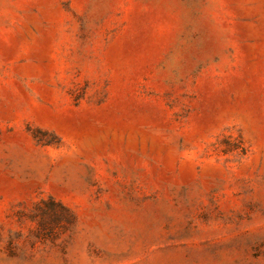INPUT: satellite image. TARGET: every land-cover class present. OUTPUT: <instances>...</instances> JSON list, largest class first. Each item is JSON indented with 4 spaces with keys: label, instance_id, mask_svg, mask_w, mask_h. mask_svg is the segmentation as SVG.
<instances>
[{
    "label": "rangeland",
    "instance_id": "1",
    "mask_svg": "<svg viewBox=\"0 0 264 264\" xmlns=\"http://www.w3.org/2000/svg\"><path fill=\"white\" fill-rule=\"evenodd\" d=\"M0 264H264V0H0Z\"/></svg>",
    "mask_w": 264,
    "mask_h": 264
},
{
    "label": "trees",
    "instance_id": "2",
    "mask_svg": "<svg viewBox=\"0 0 264 264\" xmlns=\"http://www.w3.org/2000/svg\"><path fill=\"white\" fill-rule=\"evenodd\" d=\"M39 141H41L42 139H38ZM50 140L45 141V143H50Z\"/></svg>",
    "mask_w": 264,
    "mask_h": 264
}]
</instances>
